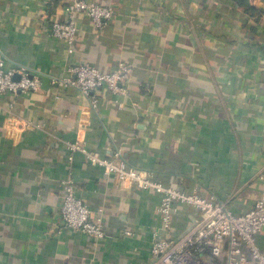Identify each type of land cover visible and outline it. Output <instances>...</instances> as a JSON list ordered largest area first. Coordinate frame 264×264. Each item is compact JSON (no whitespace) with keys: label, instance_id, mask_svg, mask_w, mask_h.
<instances>
[{"label":"crops","instance_id":"0c3cea01","mask_svg":"<svg viewBox=\"0 0 264 264\" xmlns=\"http://www.w3.org/2000/svg\"><path fill=\"white\" fill-rule=\"evenodd\" d=\"M64 1L0 0V61L43 78L15 98L40 127H18L0 98V264H152L156 234L174 239L192 223L195 208L177 203L165 230L161 194L121 186L78 142L247 211L264 193V0H92L115 15L99 29L80 14L72 50L50 31ZM121 60L132 76L120 92L98 90L96 107L51 84L75 64L111 72ZM68 180L102 214L104 237L65 224Z\"/></svg>","mask_w":264,"mask_h":264},{"label":"built area","instance_id":"2783aa9c","mask_svg":"<svg viewBox=\"0 0 264 264\" xmlns=\"http://www.w3.org/2000/svg\"><path fill=\"white\" fill-rule=\"evenodd\" d=\"M62 7L65 14L51 23V37L66 41L71 50L78 40L80 14L88 16L99 29H104L115 15L114 6L92 0H65ZM70 70L71 75L67 77H52L51 84L78 88L91 97L96 107L99 101L97 91L101 88L122 91L123 84L133 74V65L121 60L115 70L104 72L89 63H79L71 66ZM42 80L39 72L24 64L6 70L4 61H0V98L9 97L6 109L18 127H40L18 110L15 98L40 90ZM72 147L84 151L92 163L114 174L121 186L160 193L162 200L158 212L165 230L172 225L177 203L190 204L195 208V223L192 221L189 227L193 226L177 238L156 234L152 264H264V193L247 211L236 213L229 204L230 200H221L215 194L206 196L197 186L191 191L178 189L155 179L149 170L133 168L125 160L104 158L79 142ZM65 183L68 192L61 209L65 224L92 238L104 237L102 214L94 218L91 208L76 194L73 181Z\"/></svg>","mask_w":264,"mask_h":264},{"label":"water","instance_id":"95a60500","mask_svg":"<svg viewBox=\"0 0 264 264\" xmlns=\"http://www.w3.org/2000/svg\"><path fill=\"white\" fill-rule=\"evenodd\" d=\"M45 80V85H47L48 84V78H45L44 79ZM195 223V219H194V217H193V224ZM193 224L189 227V229L193 226Z\"/></svg>","mask_w":264,"mask_h":264},{"label":"trees","instance_id":"16d2710c","mask_svg":"<svg viewBox=\"0 0 264 264\" xmlns=\"http://www.w3.org/2000/svg\"><path fill=\"white\" fill-rule=\"evenodd\" d=\"M239 3H244L246 0H237Z\"/></svg>","mask_w":264,"mask_h":264}]
</instances>
